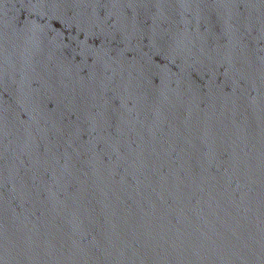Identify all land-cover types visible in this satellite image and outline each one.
Instances as JSON below:
<instances>
[{
    "label": "water",
    "instance_id": "1",
    "mask_svg": "<svg viewBox=\"0 0 264 264\" xmlns=\"http://www.w3.org/2000/svg\"><path fill=\"white\" fill-rule=\"evenodd\" d=\"M0 264H264V0H0Z\"/></svg>",
    "mask_w": 264,
    "mask_h": 264
}]
</instances>
